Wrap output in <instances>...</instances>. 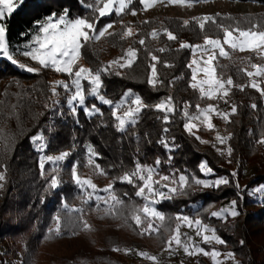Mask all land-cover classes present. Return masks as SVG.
I'll return each mask as SVG.
<instances>
[{
    "label": "trees",
    "instance_id": "16d2710c",
    "mask_svg": "<svg viewBox=\"0 0 264 264\" xmlns=\"http://www.w3.org/2000/svg\"><path fill=\"white\" fill-rule=\"evenodd\" d=\"M202 1L205 0H196V3ZM229 1L264 4V0ZM94 3L95 0H25L5 21L10 50L15 52V57L20 56L25 50L24 46L31 43L36 32L35 22L53 13L60 15L68 9L72 18L82 16L91 19V11L84 7V4ZM233 18L240 21L241 27L248 26L249 19L264 23V16L257 19L253 16ZM112 20L111 17L100 18L97 27L100 28L102 22ZM217 20L224 24L233 23L225 17H217ZM182 22L178 19L172 20L159 28V32L164 29L173 32L178 37L177 41H168L166 36L161 35L155 46L140 45L137 39L132 42L127 36L121 39L119 34L124 31L121 29L103 39L104 42L93 44L88 41L81 49V60L88 69L97 70L110 66L109 72L102 74V94L114 103L129 90L140 95L149 105L172 97L174 113L169 116L170 123L163 121L165 113L146 108L141 113L138 124L130 127L127 133L117 131L111 109L103 104L98 105L103 116L89 117L80 109L71 123L62 124L59 120L54 122L51 116H54L56 111L49 106L47 97V70L36 75L20 72L3 60L6 69H0V79L11 71L10 76H19L22 85L19 94L13 96L9 92L6 95L1 110L2 117L0 116V172L5 175L4 185L0 190V264H5L7 257L17 258L19 264H57L61 261L58 257L67 256L63 255L67 253H73L75 264H128L118 251L113 250L114 248L140 249L139 252H146L148 255L151 254L150 251L163 250L171 234L166 232L164 227L160 228L159 233L149 234L143 231L146 225L137 227L130 218L126 221L108 215L104 211L103 202L99 209L96 208L94 199L83 204L80 199L82 193L72 176V166L78 162L77 173L81 177L90 176L103 188L112 183L116 194L127 205H142L143 201L135 195V187L119 180L114 182V178L130 171L137 159L142 164L151 166H155L156 160L159 159L161 173H175L177 176L183 173L189 177L190 182L194 178L209 181L226 178L228 184H222L218 188L192 186L185 189L186 195L162 200L155 207L164 213L165 226L174 227L175 216L187 215L193 219L199 218L215 228L217 235L225 240L226 244L204 243L202 247L206 251L214 249L220 253L233 252L239 264H264V257H259L261 250H251L252 236L257 229L251 226H264V208L259 206L256 203L258 199L250 194L256 186L264 185V147L258 143L261 133L264 132V97L247 82L249 77L246 71L251 69L241 71L244 70L242 67L238 68L233 64L228 74L222 75V72H219L222 68L219 67L217 72L223 79L228 76L233 79L234 85H245L243 91L232 87L226 97L229 103L237 107V112L229 116L230 122L219 120L225 137L231 138L224 144H218L215 130L201 127L198 136L207 141L203 144L195 134L186 131V118L183 116L185 106L187 105L189 115H192L203 98L201 99L198 90H193L190 86L192 69L187 65L192 53L189 49H180V42L195 45L203 40L204 34L197 25L189 23L184 27ZM205 30L213 37H222V33L210 28L208 24L205 25ZM109 46L110 49L119 51L115 60L123 57L129 47L138 50L135 63L131 68L125 67L122 76L117 75L111 63L106 60L105 47ZM161 47L171 50L161 53L158 51ZM150 54L159 59L156 67L159 79L163 81L156 90L147 83L150 75L149 65L154 63ZM165 63L174 67H164ZM87 101L89 103L93 100ZM253 103L257 105V109L251 108ZM41 131L47 141L44 153L36 151L30 142V138ZM161 140H166L173 150L169 152L164 144L160 143ZM89 144L99 154L98 158L93 157L92 165H89L88 158L84 157L85 154L88 155L86 146ZM8 145H11V148L5 151ZM229 146L233 149L230 156L227 153ZM64 151L69 152V156L58 166L61 185L55 190L46 191L48 181L56 173H52V166L46 162L44 175H41L40 156L59 155ZM204 163L212 169L211 175H205L201 171V165ZM95 164L100 167L95 168ZM233 173L236 175L233 176ZM99 194L105 195L102 192ZM232 201H236L241 215L235 219L228 216L225 220L211 215L225 209ZM64 202L70 207L84 209L83 220L91 225L92 231L77 227L76 234H72V230L66 227L69 213L63 208ZM57 214L61 217L62 235L49 237L48 229L54 227ZM78 215L71 213L72 217ZM124 215H128L127 210ZM152 219L153 226H159V221ZM241 240L245 242L243 245L240 244ZM2 245L6 246V252L2 251ZM137 261L153 264L146 257ZM180 264H213V261L204 255L196 259L188 256Z\"/></svg>",
    "mask_w": 264,
    "mask_h": 264
},
{
    "label": "snow or ice",
    "instance_id": "6c2138e0",
    "mask_svg": "<svg viewBox=\"0 0 264 264\" xmlns=\"http://www.w3.org/2000/svg\"><path fill=\"white\" fill-rule=\"evenodd\" d=\"M140 4L144 5L145 10L150 6H153L157 0H139ZM196 0H168L169 4L181 5L191 7ZM206 2V0H205ZM24 3V0H0V56L7 58L12 64L17 65L22 70H26L29 73H38L40 68H33L23 63H18L15 58V52L10 50L9 41L7 39V24L6 19L17 10V8ZM133 3V0H95L94 4H84V7L90 9L92 18L77 16L72 18L69 16L68 9H65L62 14L57 15L55 13L47 16L41 21L35 22L36 32L31 39V43L26 44L25 50L20 54L24 57L30 58L36 62L41 68H51L56 73L66 74L71 78V83H65L63 81L57 82L58 87H62L66 92L70 93L67 104L71 110V113L75 116L78 115L77 105L84 109L85 114L89 117L94 115L103 116V112L95 104L89 106L86 103L87 96H91L98 100L101 104L107 105L111 109V115L115 120V128L120 133H127L129 128L138 124L140 115L146 108H154L158 112L165 113L162 117L165 123H170L169 116L174 113V104L172 97H166L160 100L155 105L146 104L143 98L129 90L118 102H113L111 99L106 98L102 94L104 82L102 74L109 72L110 66L101 67L97 70H92L84 67H79L74 71L78 60L81 58V49L85 43L89 40L93 42L99 41L108 32V29L112 28L111 23L106 24L99 31L97 30V22L100 18L111 16L113 13L116 15H122L126 9ZM132 15H136L135 10L132 11ZM220 14H217L219 16ZM195 24L198 26L201 33H203V45L190 44L188 42H180V49H189L192 53L193 59L187 66L192 69L190 86L193 90H198L201 98H207L208 100H221L228 97L232 87H238L241 91L244 90L245 85H234V81L231 77L223 79L222 76H217L216 69L214 67V61L217 56L231 59L230 53L225 50V46L233 51L251 52L255 53L259 58L264 59V23L260 21H253L249 19L246 27L240 26V21L235 20L231 15L225 17V19L233 21L230 24L220 23L215 16L204 15L193 18ZM184 27L189 24L188 20L182 22ZM210 25V28L216 30L218 33H222V37L217 35L215 38L207 33L205 25ZM132 29L128 27L125 31L121 32L120 38L124 39L126 36H131ZM149 35L152 40H158L161 35L166 36L168 41H177L178 37L173 32L164 29L162 32L152 30ZM140 45L145 44V39L138 40ZM147 50V49H146ZM171 49L167 47H161L159 52H168ZM179 51V50H177ZM200 55L201 59L197 60L196 56ZM138 55V50L134 48H127L125 55L117 60L111 61V65H118L120 68H131L135 63ZM151 55V54H150ZM204 57H207L204 59ZM123 61V62H121ZM150 63V75L147 83L156 90L158 85L163 84V81L159 79L156 64L159 63V59L156 55H151ZM251 69L254 71H246V75L250 78V87L255 89L261 97H264V87L260 86L254 77L261 78V83H264V64H255L249 61ZM197 65V67H193ZM203 65V66H201ZM164 67H174L172 64H164ZM245 71V70H241ZM202 72L204 78L197 79L198 73ZM119 75V72L116 73ZM84 81H87L88 91L87 96L85 94ZM53 95H59L56 92L55 87L52 88ZM225 103L228 101L225 99ZM47 107V105H45ZM198 114L189 115L187 111V105L183 110V116L186 118L184 128L190 134L193 133V129L197 127L193 121H200L201 124H206L209 130L214 128L212 123V114H218L225 122L229 121V116L237 112L236 105H232L231 113L220 112L219 108L208 104L206 107L201 108L196 106ZM15 108V106H13ZM252 109H257V105L253 103ZM167 131V129H165ZM200 139L199 137H196ZM231 137L216 136V139L221 143H226L227 139ZM30 142L34 145L35 150L44 153L47 149V141L42 131L30 138ZM207 143V141H201ZM14 143V139L12 141ZM160 143L168 149L169 152L173 150L172 146H169L166 140H161ZM258 143L264 144V132L261 133ZM87 147L88 164L94 163L93 157H99V154L95 152V149L89 144ZM11 145H8L5 151L10 150ZM233 149L229 146L227 153L230 156ZM223 154V153H221ZM69 156V152L64 151L59 155H44L42 154L39 159V167L41 175H44L45 163L47 162L52 166L51 179L48 181L46 191L55 190L60 187L61 181L59 179L58 166L66 161ZM171 157H169V163ZM161 161L156 160L155 166L142 164L138 159L134 161V167L130 171L124 172L121 176L114 178L121 183L132 185L137 190L135 192L136 197H139L142 201V205H127L123 199H121L114 191L113 184L110 183L103 189H98L97 185L93 183L91 179H84L77 173V164L72 166V176L76 186L82 193L80 199L83 204H87L93 199L96 202V208H100L101 202L105 205L104 211L113 216V218H123L126 221L130 218L137 227H143L144 232L149 234L155 232L159 233L160 228L164 227L166 232L171 233L167 239V249L171 250L173 244L177 247H182L183 251L189 256L194 253H200L204 256L210 257L213 260V264H222L217 257L222 254L219 251H205L204 248L196 246L191 237L182 239L181 227L186 226L188 228L195 227L196 235L199 236L205 244H220L225 245L226 241L217 235L216 229L205 224L201 219L190 218L187 215H177L174 217V227L165 226L164 222L166 217L164 213L157 210L156 204L162 200H170L177 195H186V188L192 186H200L202 188H218L222 184H228L229 181L226 178L215 179L209 181L205 179H193L191 182L189 177L183 173L178 176L175 173L166 175L161 173L159 165ZM98 164H95V168H99ZM6 171V167H5ZM201 171L205 175H211L212 169L207 166L206 163L201 165ZM103 175L104 173L101 172ZM233 176L236 173L232 174ZM155 177V179H154ZM5 180L4 172H0V181ZM163 182V183H162ZM238 186V185H237ZM3 184L0 183V190H2ZM105 193L100 195L99 193ZM258 195V203L264 205V185H258L254 190ZM127 195V193H125ZM63 208L69 213L66 227L72 230V234L75 233L77 227H82L85 231H92L91 225L86 220H83L84 209L70 207L67 202L63 203ZM127 210L128 215H124ZM71 213H78L76 217H72ZM213 217L220 219H227L228 216L235 219L241 215L237 208L236 201H232L228 208L222 209L218 212L211 214ZM159 221V226H153V219ZM55 225L48 229L49 237L55 235L59 237L62 235L61 217L57 214L54 218ZM245 242L240 241L243 245ZM114 251H120V249L114 248ZM127 253L130 250L124 249ZM141 257H146L154 262H157V257L149 256L146 252H140ZM235 253L228 252L226 254L227 259L239 264L235 261Z\"/></svg>",
    "mask_w": 264,
    "mask_h": 264
},
{
    "label": "rangeland",
    "instance_id": "374dc122",
    "mask_svg": "<svg viewBox=\"0 0 264 264\" xmlns=\"http://www.w3.org/2000/svg\"><path fill=\"white\" fill-rule=\"evenodd\" d=\"M21 6H22V4L17 8V10ZM134 6H137V7L134 8ZM133 10H135L136 15L131 14ZM217 14H220V15L217 16ZM204 15L215 16V17H227V16L231 15L232 17L233 16H240L241 18L244 16H253L254 19H257L258 17L264 16V4H257V3H253V2H234V1H229V0H209L206 2L205 1L198 2V3L195 2V3H193V5L191 7H188V6L169 4L168 0H157V2L153 6H150L147 10H145L144 5L140 4L139 0H133V3L128 7V9H126L125 13H123L122 15H116L115 13H113L111 16H106L108 18L111 17L113 20L108 21V22H102L100 24V28L97 27V30L99 31L108 23H111L113 25L112 28L108 29V32L105 34L104 37H102L99 41H96V42H93L92 40H89V41H92L93 44L104 42L103 39H105L107 36H109L113 33H117L121 29H123L125 31L128 27H130L132 29V33H133L131 36H127V37L131 38L130 42H132L133 40H136V39L138 41L139 39L144 38L146 46L147 45L155 46V44H158L157 40H152L151 36L149 35V33L152 30L159 31V28L161 26H165L169 23V21L177 20V19L182 20V21L188 20L189 23H191L192 25H196L193 18L204 16ZM103 18H105V17H103ZM242 21H244V20H242ZM203 43H204V40H201L198 44L203 45ZM134 47H135V45H134ZM110 48H111L110 46L105 47L106 60H108L109 62L115 60L118 57V53H119L118 50H114V49L112 50ZM225 50L230 53L231 59H227L224 57L217 56L216 60L214 61V67L216 69L217 76H219V74L217 72L219 67L222 68L221 71H219V72H222L221 73L222 75L223 74L227 75L229 72V69H231L233 67V64L236 65L238 68L242 67L244 70L251 69L249 61H251L252 63L258 64V65L264 64V59L259 58L255 53L240 52L238 50L233 51V50L227 48V46H225ZM261 55H264V54H261ZM15 58L17 59L18 63H23V64L30 66V67H33V68H40V71L38 73H29L26 70H22L17 65L12 64L11 61H9L7 58H5L3 56H0V69L1 70L6 69V64L3 62V60H6V62H9L13 66V68L17 69L20 72H26L29 74H35L36 75V74L41 73L44 70H47V72H46V74H48V80L47 81L49 82V93H48L49 96H47V97H48V101H49V106L54 111H56L54 116H51V119H53L54 122H58V120H59L62 124L71 123V120L77 115L74 116L71 113V110L67 104V99H68L70 93L66 92L62 87L56 86L57 82H60V81H63L65 83L70 84L71 78L68 77L66 74L56 73L51 68H41L38 64H36V62L32 61L28 57H24L23 55H20V56L15 57ZM119 58H121V57H119ZM206 58L207 57H204V59H206ZM192 59H193V56H191L189 63H191ZM196 59L197 60L201 59L199 54L196 56ZM112 66H113L115 73L119 72L120 76H122L124 74V68H120L118 65H112ZM201 66H203V65H201ZM79 67L88 68L86 65H84L81 58L78 60L77 65L74 68V71L76 69H78ZM193 67L195 68V67H197V65H193ZM250 71H254V70L251 69ZM10 73H11V71L4 74L2 76V78L0 79V116H1V110L3 109V103L5 101L6 95L9 92L12 93L13 96L19 94V91H20L21 85H22L21 78L19 76H10L11 75ZM203 78H204L203 73L202 72L198 73L197 79H203ZM226 78H229V77L227 76ZM253 79H256L257 82L260 83L261 87H264V83H261V78L254 77ZM247 82L250 85V83H251L250 78L247 79ZM83 83L85 85V94L87 96V91H88L87 81H84ZM53 87H55V90L57 93H59V95H53L52 94V88ZM225 99H226V97L224 99H221V100H208L207 98H205V99L203 98L202 99L203 101H201V104H199V106L201 108H203V107H206L208 104H212V105L218 107L220 112L231 113V107L234 104L229 103V102L225 103L224 102ZM87 100H93V101L92 102L89 101V103H88ZM87 100H86V103L89 106H91L92 104H95L97 107H98V105H101V103L98 100H96L95 98H93L91 96H87ZM80 109H82L84 111L83 108H81L79 105H77V112ZM196 114H198L197 107H196L195 112L192 115H196ZM211 119H212V123L214 125L213 129L216 132L215 139H216L217 135H219L221 137H225L223 129L219 125V120L221 119L220 116L218 114L213 113ZM0 122H2L1 118H0ZM193 123L196 124L197 127L193 129L192 134H195L197 137H199L198 136V130L201 127L207 128V126H206V124H201L200 121H193ZM0 126H1V124H0ZM199 140L204 141L201 138ZM216 142L218 144H221L217 139H216ZM262 146L264 147V144H262ZM84 157L88 158V155L85 154ZM75 164H77V163L75 162ZM82 178L91 179L90 176L89 177H82ZM0 183H2L4 185V181H0ZM93 183L97 185L98 189L103 188V186L101 184H99V183L97 184L94 181H93ZM254 190L251 191L250 194L252 195V197H254L257 200L258 195L255 194ZM256 203L259 206L264 208V205H261L260 203H258V200L256 201ZM229 206L230 205H228L226 208H228ZM223 220H225V219H223ZM254 225L255 224H252L251 227H253V229H256V228L257 229L254 230V233H255L254 236L255 237L252 236L253 248H251V250L259 251V249H260L261 254H259V257H260V259H262L264 257V226L258 227V226H254ZM257 232H259L258 235H257ZM181 233L183 234L182 239L186 238V237H191L193 243L196 246L202 247V245L204 244L202 242L201 238L196 235L195 227L190 229L186 226H182L181 227ZM258 240H259V242H257ZM213 244L215 245L216 243H212L210 245H213ZM59 246H61V245H59ZM59 248H61V247H59ZM202 248H204V247H202ZM131 249L132 248H130L129 249L130 251L127 253L124 251V249H120V251H118V252L120 253V256L128 262V264H142L140 261H137L138 259L142 258L139 255L140 252L133 253V252H131ZM137 250L140 251V249H137ZM205 251H206V249H205ZM165 252L171 253V256L168 257L166 262L163 264H180V262H182V260L184 258L189 256L188 254H186L183 251L182 247H177L175 244H173L171 250H168L167 246H166L163 250H160V251H157V250L156 251H150L149 253H151L150 254L151 256L157 257V262H154L152 260H150V261L153 264H161L158 262V259H159L160 255H163V253H165ZM221 254L222 255L217 257V259L220 260L222 262V264H234L233 261L227 259V256H226L227 253H221ZM63 255H67V256L58 257V259H61V261L58 262L57 264H75V261L73 260V258H74L73 253H67V254H63ZM201 255H203V254L194 253L190 257H192L193 259H196L197 257H199ZM235 261H237V260L235 259ZM5 264H19V262H18L17 258L7 257V259L5 260ZM47 264H49V263H47Z\"/></svg>",
    "mask_w": 264,
    "mask_h": 264
},
{
    "label": "built area",
    "instance_id": "2783aa9c",
    "mask_svg": "<svg viewBox=\"0 0 264 264\" xmlns=\"http://www.w3.org/2000/svg\"><path fill=\"white\" fill-rule=\"evenodd\" d=\"M1 249H2L3 252H6V251H7V248H6L5 245H2V246H1ZM131 252H133V253H137V252H139V250L132 248V249H131ZM170 256H171V253H169V252H165V253H163V255H160V257H159V259H158V262L161 263V264H163V263L166 262V260H167L168 257H170Z\"/></svg>",
    "mask_w": 264,
    "mask_h": 264
}]
</instances>
